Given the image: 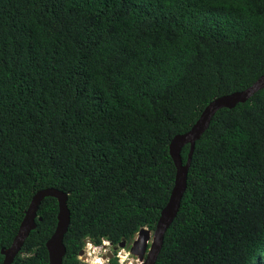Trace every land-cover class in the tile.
<instances>
[{
  "label": "trees",
  "instance_id": "obj_1",
  "mask_svg": "<svg viewBox=\"0 0 264 264\" xmlns=\"http://www.w3.org/2000/svg\"><path fill=\"white\" fill-rule=\"evenodd\" d=\"M263 74L264 0H0V264L48 187L68 194L62 264L153 230L171 139ZM57 214L45 197L12 264H49ZM156 264H264V88L196 141Z\"/></svg>",
  "mask_w": 264,
  "mask_h": 264
},
{
  "label": "water",
  "instance_id": "obj_2",
  "mask_svg": "<svg viewBox=\"0 0 264 264\" xmlns=\"http://www.w3.org/2000/svg\"><path fill=\"white\" fill-rule=\"evenodd\" d=\"M262 88H264V74L261 75L252 85L243 90L234 91L214 98L203 109L197 121L188 131L182 134H177L171 139L169 152L175 164L176 172L174 185L168 202L162 209L154 229L150 230L147 227H142L130 243V252L141 261V264H156L163 246L165 232L176 217L180 208L181 200L187 189L188 171L196 141L209 127L212 118L219 109L223 107L232 108L238 103L245 102ZM185 145H189V151L187 161L186 163H183L181 150ZM47 196H52L58 201L57 224L53 234L46 242L49 264H62L63 257L66 253L63 239L70 225L71 213L67 204L68 194L63 190L54 187L41 189L33 195L11 245L6 249L1 250L4 255L2 264H12L30 231L36 227L39 206L42 200ZM38 219L41 220L42 218L38 217ZM125 244L126 241L122 240L117 245L125 247ZM83 255L84 252L81 250L79 252V257L82 256L81 259L84 261ZM105 256L110 260L113 259L114 254L109 251Z\"/></svg>",
  "mask_w": 264,
  "mask_h": 264
},
{
  "label": "clouds",
  "instance_id": "obj_3",
  "mask_svg": "<svg viewBox=\"0 0 264 264\" xmlns=\"http://www.w3.org/2000/svg\"><path fill=\"white\" fill-rule=\"evenodd\" d=\"M109 245H112L111 242H109L107 240L102 241V244L100 246H102V248L106 247V249H104L101 252V254L99 256H97L95 259L91 260L90 264H110L109 261L112 260V259L108 260V258H106V256H105L107 254V251H111L112 250L111 248H108ZM93 246L96 247L94 244H93ZM119 247L117 245L116 251H119ZM121 248L124 249V251H123L124 254L121 255L123 257V259H120V257L118 256L119 255L118 252L114 253V258L116 260V264H125V262H128V264H136L137 257L132 255V253L130 252V245H129V248L128 247H121ZM82 252H84V254L86 256H93V253L86 251V248H85L84 245H82ZM104 252H106V253L104 254ZM84 264H89V262L85 261Z\"/></svg>",
  "mask_w": 264,
  "mask_h": 264
},
{
  "label": "rangeland",
  "instance_id": "obj_4",
  "mask_svg": "<svg viewBox=\"0 0 264 264\" xmlns=\"http://www.w3.org/2000/svg\"><path fill=\"white\" fill-rule=\"evenodd\" d=\"M85 248H86V251L87 252L93 253V256H86L85 254L83 255L84 261H88L89 263L91 262V260H93L97 256H99L101 254V252L103 251L102 246H96L94 248H91L90 245H89V242L87 243V245L85 246ZM123 251H124V249L121 248V247L119 248V251H116L115 250V252H118V254H120V255H123L124 254ZM80 258H82V256Z\"/></svg>",
  "mask_w": 264,
  "mask_h": 264
},
{
  "label": "flooded vegetation",
  "instance_id": "obj_5",
  "mask_svg": "<svg viewBox=\"0 0 264 264\" xmlns=\"http://www.w3.org/2000/svg\"><path fill=\"white\" fill-rule=\"evenodd\" d=\"M126 241V240H125ZM132 241V240H131ZM131 241L128 243L127 241H126V244H125V247H128L129 248V245H130V243H131ZM119 247V246H118ZM108 248H111L112 250H111V252L114 254V253H116L115 252V250L117 249V245H109V247ZM120 248V247H119ZM104 249H106V247L104 248L103 247V250ZM109 251H107V253H108ZM106 252H104V254H105ZM114 258V257H113ZM109 263H110V261H109ZM136 264H141V261H139V260H137L136 259Z\"/></svg>",
  "mask_w": 264,
  "mask_h": 264
},
{
  "label": "built area",
  "instance_id": "obj_6",
  "mask_svg": "<svg viewBox=\"0 0 264 264\" xmlns=\"http://www.w3.org/2000/svg\"><path fill=\"white\" fill-rule=\"evenodd\" d=\"M89 245L91 248H94L93 244L89 243ZM118 256L120 257V259H123V257L120 254ZM125 264H128V262H125Z\"/></svg>",
  "mask_w": 264,
  "mask_h": 264
}]
</instances>
